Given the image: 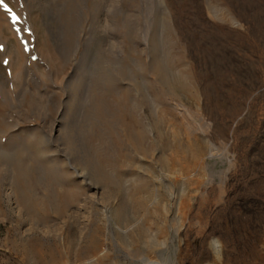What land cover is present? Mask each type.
Wrapping results in <instances>:
<instances>
[{
    "label": "rangeland",
    "instance_id": "rangeland-1",
    "mask_svg": "<svg viewBox=\"0 0 264 264\" xmlns=\"http://www.w3.org/2000/svg\"><path fill=\"white\" fill-rule=\"evenodd\" d=\"M2 25L0 264H264V0H0Z\"/></svg>",
    "mask_w": 264,
    "mask_h": 264
},
{
    "label": "bare ground",
    "instance_id": "bare-ground-1",
    "mask_svg": "<svg viewBox=\"0 0 264 264\" xmlns=\"http://www.w3.org/2000/svg\"><path fill=\"white\" fill-rule=\"evenodd\" d=\"M4 25H2V26H0V31L2 32L3 31V29L5 28V27H3ZM19 42L20 41H18V40H15L14 42H13V44H12V46H11V50H10V52H13V55L12 56H14V58L12 57V59H11V66H12V68L14 69V71L17 73V72H21V70H22V68H23V60H24V58H23V56H25V55H23V54H21V53H19V51H21V49H20V46L22 45H20L19 44ZM21 43V42H20ZM40 208V207H39ZM111 217V216H110ZM110 217H107L106 216V218L109 220V221H111L112 222V220L110 219ZM71 246V245H70ZM69 246V247H70ZM99 246V245H98ZM69 249V248H68ZM65 251V250H64ZM61 252V251H60ZM63 252V251H62ZM40 254L42 253L41 251L39 252ZM69 253V252H68ZM46 254V253H45ZM42 255V254H41ZM68 255V254H67ZM45 256V255H44ZM61 256V255H60ZM42 257V256H41ZM62 257V256H61ZM60 258V257H59ZM51 259V258H50ZM56 259H57V257H56ZM56 259H55V261H56ZM69 260V259H68ZM53 261V260H52ZM57 261H59V259L57 260ZM56 261V262H57ZM61 261V260H60ZM63 261V260H62ZM70 261V260H69ZM68 261V262H69ZM66 262V261H65ZM85 262V261H84ZM86 263V262H85ZM93 263V262H92ZM154 264H160V263H154Z\"/></svg>",
    "mask_w": 264,
    "mask_h": 264
},
{
    "label": "snow or ice",
    "instance_id": "snow-or-ice-1",
    "mask_svg": "<svg viewBox=\"0 0 264 264\" xmlns=\"http://www.w3.org/2000/svg\"><path fill=\"white\" fill-rule=\"evenodd\" d=\"M5 7H7V5H5ZM20 19L19 16H17L15 13H13V22L15 23L16 21H18ZM5 63H7V61H5Z\"/></svg>",
    "mask_w": 264,
    "mask_h": 264
}]
</instances>
